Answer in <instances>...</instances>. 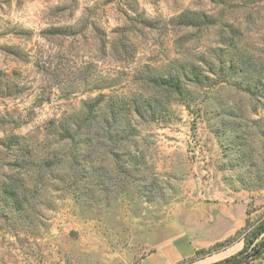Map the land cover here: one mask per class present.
Returning <instances> with one entry per match:
<instances>
[{
	"label": "rangeland",
	"instance_id": "1",
	"mask_svg": "<svg viewBox=\"0 0 264 264\" xmlns=\"http://www.w3.org/2000/svg\"><path fill=\"white\" fill-rule=\"evenodd\" d=\"M182 66L198 74L189 107L145 78ZM153 94L157 120L128 115L123 139L93 124L74 149L53 124L87 102ZM9 176L25 205L0 212V264H216L237 252L264 216V0H0V190ZM244 212L236 241L196 253L225 238L221 217Z\"/></svg>",
	"mask_w": 264,
	"mask_h": 264
},
{
	"label": "trees",
	"instance_id": "2",
	"mask_svg": "<svg viewBox=\"0 0 264 264\" xmlns=\"http://www.w3.org/2000/svg\"><path fill=\"white\" fill-rule=\"evenodd\" d=\"M193 19L194 17L191 15L183 16V21L187 24H192L193 22L189 23V20ZM232 65L231 60L230 67ZM197 76V71L193 67L187 70L182 66L179 71H170L166 74L150 72L145 78L151 85L154 93L160 92L168 98H172L173 101L184 103L189 107L196 96L194 92L189 90V85L187 84L198 82ZM103 102L104 99L94 100L91 103L87 102L81 107L79 112L71 114L66 118L60 117L54 120L53 124L57 125L56 132L60 140L74 144V149L78 146H87L90 141L88 135L93 124H96L100 129H106L107 134L110 133L107 136L109 139H123L125 128L120 129L121 131L118 132L117 129L119 128H117V125L129 124V120H127L128 115L143 117L147 114V117L155 121L157 120L156 116L162 110L161 105L158 104L160 101L156 94L148 95L140 103H137V99L133 100L132 103H121L114 99H107L104 105L105 109L99 110L98 108L102 106L100 104H103ZM113 127H116V129H113ZM11 141L9 139V147L14 145ZM68 159L71 162L74 174L77 173L81 167L78 155L70 153ZM0 193L2 197L0 212L2 213H11V211L18 210L25 205L21 197L20 184L12 176H9V182L1 188ZM246 227H248L247 220L233 235L216 241L207 248L197 249L196 253L205 252L210 254L225 249L236 241V234ZM242 241L243 245L237 252L219 260L216 264H250L252 260L259 258L264 253V216L257 224L252 226L250 231L243 235Z\"/></svg>",
	"mask_w": 264,
	"mask_h": 264
},
{
	"label": "crops",
	"instance_id": "3",
	"mask_svg": "<svg viewBox=\"0 0 264 264\" xmlns=\"http://www.w3.org/2000/svg\"><path fill=\"white\" fill-rule=\"evenodd\" d=\"M245 212H244V216H243V219H240L238 222H236L235 224H232V219H233V217H221V219H220V221H222V220H225V223H231L230 225H231V229H229L228 230V232L226 233V235H225V238L226 237H228V236H230V235H232L237 229H239V228H241L243 225H244V222H245ZM230 218H231V220H230ZM219 221V222H220ZM221 239V238H220ZM219 239V240H220ZM224 239V238H223ZM219 240H217V241H219ZM222 240V239H221ZM215 242H216V240H214ZM214 241L213 242H211V243H209V244H207L206 246H204V247H208V246H210V245H212L213 243H214ZM240 245H241V247H242V245H243V241L242 240H239V241H237ZM240 247V248H241ZM239 248V249H240ZM219 253V251L218 252H212V254L211 255H209L210 257H212L214 254L215 255H217ZM209 256H207V257H209ZM206 257V258H207Z\"/></svg>",
	"mask_w": 264,
	"mask_h": 264
}]
</instances>
